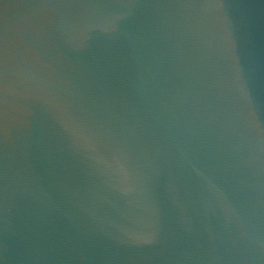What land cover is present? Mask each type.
<instances>
[{"label": "water", "instance_id": "water-1", "mask_svg": "<svg viewBox=\"0 0 264 264\" xmlns=\"http://www.w3.org/2000/svg\"><path fill=\"white\" fill-rule=\"evenodd\" d=\"M0 264H264V0H0Z\"/></svg>", "mask_w": 264, "mask_h": 264}]
</instances>
